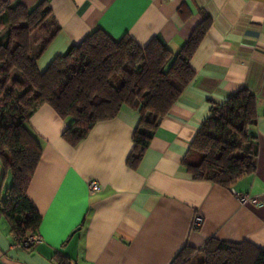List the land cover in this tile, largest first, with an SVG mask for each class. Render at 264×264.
I'll return each mask as SVG.
<instances>
[{
    "label": "crops",
    "instance_id": "crops-1",
    "mask_svg": "<svg viewBox=\"0 0 264 264\" xmlns=\"http://www.w3.org/2000/svg\"><path fill=\"white\" fill-rule=\"evenodd\" d=\"M39 1L9 0L28 8ZM49 7L59 31L36 62L40 71L96 28L140 46L158 37L177 54L202 14L211 23L189 62L194 78L134 167L127 160L138 109L96 122L75 146L62 137L71 117L44 104L27 118L42 146L27 187L41 216L40 241L20 244L0 214L2 264H57L56 253L70 264H172L184 247L199 250L212 238L264 251V0H49ZM243 87L256 98L255 172L231 187L194 179L183 165L191 142L212 105ZM91 180L100 185L93 195ZM10 182L0 163V192ZM235 193L256 200L240 202Z\"/></svg>",
    "mask_w": 264,
    "mask_h": 264
},
{
    "label": "trees",
    "instance_id": "trees-1",
    "mask_svg": "<svg viewBox=\"0 0 264 264\" xmlns=\"http://www.w3.org/2000/svg\"><path fill=\"white\" fill-rule=\"evenodd\" d=\"M49 16V0L29 8L0 0V163L11 177L0 192V214L26 247L33 245L24 244L27 237L39 234L41 216L27 187L42 153L27 118L44 104L71 117L74 122L62 137L75 146L96 122L114 118L122 108L138 109L141 118L127 160L134 167L160 119L194 78L189 62L211 23L202 14L177 54L158 37L140 46L129 36L117 39L96 28L40 71L36 62L59 31ZM37 42L39 49L32 51ZM256 118V98L244 87L213 104L183 160L186 171L222 187L254 173L258 144L249 129ZM55 260L70 264L60 253ZM172 264H264V251L248 242L212 238L201 251L184 247Z\"/></svg>",
    "mask_w": 264,
    "mask_h": 264
},
{
    "label": "built area",
    "instance_id": "built-area-1",
    "mask_svg": "<svg viewBox=\"0 0 264 264\" xmlns=\"http://www.w3.org/2000/svg\"><path fill=\"white\" fill-rule=\"evenodd\" d=\"M99 190H100V185L96 181L91 180L88 182V191L91 195L96 194L97 192H99ZM235 195L240 202H244L248 199L251 201L256 200L255 197H249L247 194L235 193ZM201 224H202V217L199 215H196L193 219V225L195 227H199ZM39 241H40L39 234H32L27 237V239L24 241V244L30 245V244L37 243ZM199 250L200 251L203 250V246ZM0 264H2L1 261H0Z\"/></svg>",
    "mask_w": 264,
    "mask_h": 264
},
{
    "label": "rangeland",
    "instance_id": "rangeland-1",
    "mask_svg": "<svg viewBox=\"0 0 264 264\" xmlns=\"http://www.w3.org/2000/svg\"><path fill=\"white\" fill-rule=\"evenodd\" d=\"M197 258H198V259H199V258H201V255H198V257H197Z\"/></svg>",
    "mask_w": 264,
    "mask_h": 264
}]
</instances>
